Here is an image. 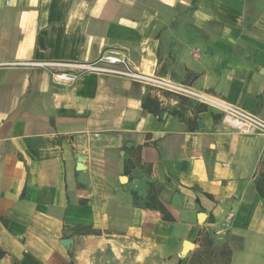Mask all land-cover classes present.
<instances>
[{"label": "crops", "instance_id": "obj_1", "mask_svg": "<svg viewBox=\"0 0 264 264\" xmlns=\"http://www.w3.org/2000/svg\"><path fill=\"white\" fill-rule=\"evenodd\" d=\"M109 52L264 121V0H0V264H264V134Z\"/></svg>", "mask_w": 264, "mask_h": 264}, {"label": "built area", "instance_id": "obj_2", "mask_svg": "<svg viewBox=\"0 0 264 264\" xmlns=\"http://www.w3.org/2000/svg\"><path fill=\"white\" fill-rule=\"evenodd\" d=\"M36 64L53 68L51 72L52 79L60 85H71L84 72L112 74L155 89L192 97L199 101L209 103L201 97L188 93V90H191L189 87L173 83L170 80L155 75H148L134 70L130 66L126 56L120 52H109L89 63L39 62ZM214 106L222 111L223 119L232 127L243 132L255 131L264 134V121L258 117L222 101H219ZM231 217V214L227 215L226 220L222 224L223 230L227 229ZM219 232L221 230L215 233L218 234Z\"/></svg>", "mask_w": 264, "mask_h": 264}, {"label": "bare ground", "instance_id": "obj_3", "mask_svg": "<svg viewBox=\"0 0 264 264\" xmlns=\"http://www.w3.org/2000/svg\"><path fill=\"white\" fill-rule=\"evenodd\" d=\"M188 93H191V94H193L195 96H198V97H201V98L207 100L211 105H215L216 103H219V100H216V99H214V98H212L210 96L204 95L202 93H198V92H196V91H194L192 89L188 90Z\"/></svg>", "mask_w": 264, "mask_h": 264}, {"label": "water", "instance_id": "obj_4", "mask_svg": "<svg viewBox=\"0 0 264 264\" xmlns=\"http://www.w3.org/2000/svg\"><path fill=\"white\" fill-rule=\"evenodd\" d=\"M78 161H79V164L77 165V169L80 170V169H81V164H80V162H81V157L78 158ZM69 242H70L69 239H64V240H62V244H65L66 246L68 245Z\"/></svg>", "mask_w": 264, "mask_h": 264}, {"label": "rangeland", "instance_id": "obj_5", "mask_svg": "<svg viewBox=\"0 0 264 264\" xmlns=\"http://www.w3.org/2000/svg\"><path fill=\"white\" fill-rule=\"evenodd\" d=\"M121 77V76H120ZM173 94V93H172ZM175 95H178V94H175ZM180 96H182V97H187V96H184V95H180Z\"/></svg>", "mask_w": 264, "mask_h": 264}]
</instances>
